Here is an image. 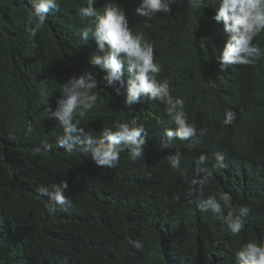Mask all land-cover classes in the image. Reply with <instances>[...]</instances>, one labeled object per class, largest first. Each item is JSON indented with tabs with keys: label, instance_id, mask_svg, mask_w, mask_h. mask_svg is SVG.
Here are the masks:
<instances>
[{
	"label": "trees",
	"instance_id": "1",
	"mask_svg": "<svg viewBox=\"0 0 264 264\" xmlns=\"http://www.w3.org/2000/svg\"><path fill=\"white\" fill-rule=\"evenodd\" d=\"M108 2L96 0L94 7L102 13ZM114 2L125 9L132 31L154 44L162 66L157 78L168 79L171 95L184 100L198 133L165 147V128H175L166 105L143 98L128 109L123 89L117 95L105 87L103 73L88 62L96 43L81 38L91 26L78 14L87 0H61L35 36L30 0H0V264H236L244 244L264 246V56L256 69L214 71L219 37L227 39L222 24L211 19L219 0L204 8L198 0H174L169 14L153 20L136 13L140 0ZM253 42L264 52V32ZM85 71H94L99 83L81 127L99 139L103 127L137 119L147 132L143 160L123 152L108 168L58 146L63 129L49 112L62 85ZM226 110L237 114L230 125L221 120ZM177 153L180 168L174 169L167 158ZM217 153L226 167L213 169ZM201 154L212 171L203 188L193 183L204 175L196 171ZM61 181L68 184L71 207L49 212L37 188ZM209 196L221 203L223 216L250 209L239 235L220 214L200 210L198 203ZM130 239L142 241L143 249Z\"/></svg>",
	"mask_w": 264,
	"mask_h": 264
},
{
	"label": "clouds",
	"instance_id": "2",
	"mask_svg": "<svg viewBox=\"0 0 264 264\" xmlns=\"http://www.w3.org/2000/svg\"><path fill=\"white\" fill-rule=\"evenodd\" d=\"M173 2L174 0H140L136 13L153 20L157 14H169L170 4ZM30 3L32 11L28 16V24L33 27L29 31L35 36L45 26L48 14L60 10L61 0H30ZM95 3L96 0H87L86 5L78 8V14L91 21V26L81 33V38H91L97 46V53L90 57L89 64L103 73L101 79L105 87L113 88L117 95L124 90L126 108L131 109L141 103L143 98L166 105V114L175 128H165L167 139L162 141L163 146H170L173 139L190 141L197 135L198 130L195 124L188 122L184 100L171 95L169 80L157 78L162 66L154 55V44L143 33L132 31L125 9L114 0H109L104 5L102 13L94 7ZM215 3L216 0H198L203 8L215 6ZM211 19L222 24V30L227 36L226 41L219 37V49L212 61L214 71L223 74L238 69H256L264 56L259 44L253 42L264 32V0H219V6ZM98 83L94 71H85L79 76L71 77L62 85L56 108L49 112L63 129V134L57 140L58 146L68 154L78 151L86 157L90 156L97 166L108 168H115L120 163V154L123 152H127L132 161L143 160L147 132L137 119L116 123L113 127H103L99 139H94L81 127L80 118L85 117L97 102V95L93 93ZM236 117L235 111L226 110L221 120L224 125H230ZM262 121L259 140L264 146V120ZM199 135H205V130L200 129ZM188 147L191 149L194 144L189 143ZM167 159L172 168H180L178 153ZM224 160V155L217 153L213 169L226 167ZM207 162L208 157L205 154H201L195 162L197 175H204L193 183H198L201 188L212 176V171L206 166ZM67 190L66 181L37 188L42 198L47 197L45 207L49 212L57 209L69 210L72 201L65 195ZM221 199L225 205L231 203L228 194H224ZM198 207L202 212L211 210L220 214L233 235H239L244 228L243 217L250 212L247 206H240L238 213L229 211L227 216H223L221 203L214 196L201 200ZM129 243L138 250H142L144 246L142 241L130 239ZM235 260L236 264H264V246L248 242L236 251Z\"/></svg>",
	"mask_w": 264,
	"mask_h": 264
}]
</instances>
